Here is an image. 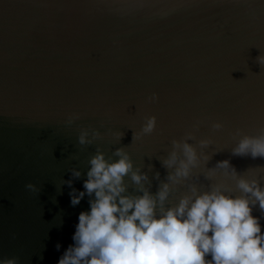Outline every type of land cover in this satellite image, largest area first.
<instances>
[{
  "label": "water",
  "instance_id": "water-1",
  "mask_svg": "<svg viewBox=\"0 0 264 264\" xmlns=\"http://www.w3.org/2000/svg\"><path fill=\"white\" fill-rule=\"evenodd\" d=\"M260 55L264 0H0V260L57 264L90 210L87 196L71 206L63 181L83 191L97 149L114 161L123 148L152 194L169 183L165 209L193 187L239 196L244 178L264 188V158L232 154L244 136L264 134ZM151 116L156 129L143 135ZM81 131L99 137L81 146ZM186 139L199 164L172 184L163 161ZM224 160L230 168L217 167ZM252 214L264 232V213Z\"/></svg>",
  "mask_w": 264,
  "mask_h": 264
},
{
  "label": "clouds",
  "instance_id": "clouds-1",
  "mask_svg": "<svg viewBox=\"0 0 264 264\" xmlns=\"http://www.w3.org/2000/svg\"><path fill=\"white\" fill-rule=\"evenodd\" d=\"M257 62L264 66V55L258 56ZM157 99L153 94L149 102ZM78 118L69 117L67 123ZM156 125L155 116L146 117L141 134L151 135ZM222 127L220 123L213 124L215 129ZM141 134L134 133L133 139H140ZM88 136L87 131H81L79 145L92 144L99 133L93 132L92 139ZM116 136L119 139L122 134ZM187 139L183 143L174 140L173 151L163 161L166 168H174L167 178L172 184L187 179L191 169L199 164L197 151ZM200 143L206 146L209 141ZM232 154L264 158V134L244 136ZM114 156L118 159L110 161L97 149L88 161L83 191L75 189L72 180L63 181L72 189L71 206L79 205L87 196L90 210L79 213L73 243L57 264H264V232L260 219L252 214L257 206L264 213V188L258 180L238 178L237 188L242 193L239 196L227 195L219 185L202 194H197L193 187L191 196L165 209L170 184H162L152 194L144 186L147 174L134 170L130 155L118 148ZM217 167L228 169L231 165L224 160ZM71 174L75 179L81 176L76 169ZM232 176L236 178L234 168ZM126 178L140 195L129 193ZM26 188L34 193L39 191L33 184ZM55 247L59 251L61 245L57 243ZM209 256L211 259H206ZM0 264H18V259H3Z\"/></svg>",
  "mask_w": 264,
  "mask_h": 264
}]
</instances>
